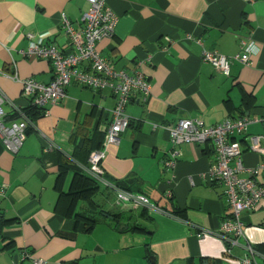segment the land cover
<instances>
[{"label": "crops", "instance_id": "obj_1", "mask_svg": "<svg viewBox=\"0 0 264 264\" xmlns=\"http://www.w3.org/2000/svg\"><path fill=\"white\" fill-rule=\"evenodd\" d=\"M105 4L117 24L114 35L99 42L97 50L113 69L128 73L150 56L142 71L151 93L147 101L134 96L126 106L131 124L119 144L108 147L102 167L108 181L121 182L167 214L115 207L94 191V200L119 218H104L83 231V223L72 214L83 204L72 209V201L62 195L74 174L64 154L85 162L91 146L104 135L115 100L107 89L93 92L71 82L49 115L36 119V130L28 132L17 155L0 143V185L6 186L0 202V264H31L24 253L46 264H237L224 255L223 244L213 235L229 210L224 187L203 179L214 159L212 146H177L180 157L167 171L163 164L171 144L165 128L181 119L212 126L229 117H264V0ZM87 9V0H0V70L48 84L54 76L51 65L23 59L19 53L27 48L26 35L40 36L68 54L72 48L63 35L61 16L81 26ZM245 39L254 43L252 65L235 63L228 77L201 60L204 50L235 55ZM0 89L15 105L28 107L19 84L0 76ZM4 110L10 113L8 106ZM38 133L64 154L45 151ZM262 133L261 123L247 129V135ZM241 142L244 166L264 164V157L248 149L246 139ZM168 188L171 199L165 197ZM242 223L247 242L264 255V200L242 215ZM131 224L142 230L124 228ZM200 233L205 234L198 237ZM262 258H257L259 264H264Z\"/></svg>", "mask_w": 264, "mask_h": 264}, {"label": "built area", "instance_id": "obj_2", "mask_svg": "<svg viewBox=\"0 0 264 264\" xmlns=\"http://www.w3.org/2000/svg\"><path fill=\"white\" fill-rule=\"evenodd\" d=\"M87 2L88 9L82 16L81 26L71 22L66 15L61 16L63 35L72 48L70 53H62L55 45L46 43L40 36L26 35L27 48L19 53L23 59L43 60L51 65L54 76L48 84H42L30 77L20 78L16 72L7 74L0 70V76L19 84L21 96L28 101V107L39 110V116H48L50 108L66 97V88L71 82L93 92L109 90L115 100L114 107L110 110V121L100 148L89 153L85 164L74 161L73 156L64 154L52 139L38 133L45 143L44 150L63 153L79 171L91 178L99 187L111 192L116 206L130 205L149 213L167 214L150 204L143 195L123 190L105 177L102 162L106 158L107 149L111 145L119 144L131 124L125 113L126 106L134 96L140 97L144 102L150 96L151 85L142 68L151 57L139 60L136 69L131 73L124 69H113L111 63L101 56L97 45L103 39L114 35L117 18L106 6L105 0ZM188 39L193 38L188 36ZM196 41L200 44L199 40ZM254 49V43L245 39L240 41L239 52L235 55L224 56L216 51L204 50L201 60L228 77L231 65L235 63L243 66L252 65L250 56ZM5 106L10 109L9 114L5 112ZM28 107L21 108L15 105L0 89V143L3 149L12 155L19 153L28 132L36 130L35 121L26 112ZM256 123H261L264 127V117L260 119L229 117L212 126H206L202 120L195 118L181 119L174 126L165 128L171 144V151L163 164L167 171L174 168L180 157V153L175 149L177 146L181 144L212 146L214 159L203 174V179L210 184L218 183L224 187L223 194L229 210L218 231L213 235L223 244L224 255L234 258L237 264H259L257 258L264 257L245 239L242 223V215L252 212L264 200V164L246 167L242 162L241 138L246 139L250 151L264 157V133L247 135L248 127ZM5 192L6 186L0 185V202L5 197ZM172 196L168 188L165 197L171 199ZM204 234L200 233L198 237ZM235 250H240L241 255L234 254ZM24 256L31 260V264H46L43 259L34 258L31 254L24 253Z\"/></svg>", "mask_w": 264, "mask_h": 264}, {"label": "trees", "instance_id": "obj_3", "mask_svg": "<svg viewBox=\"0 0 264 264\" xmlns=\"http://www.w3.org/2000/svg\"><path fill=\"white\" fill-rule=\"evenodd\" d=\"M26 112L33 121H36V119L39 117V110H37L36 108L28 107L26 109ZM103 137L104 135L100 136L96 144L94 143L95 145L91 146L88 153H90L92 150L100 148ZM78 149L80 150L82 148L80 146H77L76 150ZM62 160L63 162L66 161L65 158H63ZM86 161L87 158L85 162H83V164H85ZM73 170H74V174L72 177V181L69 185V189H67L66 192L62 193V195L70 199V201H72L71 203L72 209L73 207L76 206V204L77 206H79L80 203L83 204V205L81 204L82 207H78V209L75 208L74 211L72 212L74 218L77 221H81L83 223V231L86 232L90 231L93 225L97 224L99 221L103 220L104 218H109L112 220H116L117 218H119V216H117L116 213H114L111 210L110 211L107 210L104 207V205H101L100 203L95 201L94 198L92 197L93 192L98 191L102 198H105L106 201L110 200V202H112V206L119 207L115 205L114 197L113 198L111 197L110 199L107 200V198H109L110 194L112 193L105 190L104 188L99 187L91 180V178H89L84 173L79 171L75 166ZM115 185L123 190L131 192V190L128 187H125L121 182H116ZM104 191L107 192V194H105ZM142 210L146 211L144 209ZM127 230L131 232H137V231H141L142 228H140L137 224H131L127 226Z\"/></svg>", "mask_w": 264, "mask_h": 264}, {"label": "water", "instance_id": "obj_4", "mask_svg": "<svg viewBox=\"0 0 264 264\" xmlns=\"http://www.w3.org/2000/svg\"><path fill=\"white\" fill-rule=\"evenodd\" d=\"M116 223H119V221H117ZM125 229H127L126 227H124ZM152 258V257H151ZM153 261V260H152ZM203 264H208L207 262L206 263H203Z\"/></svg>", "mask_w": 264, "mask_h": 264}]
</instances>
